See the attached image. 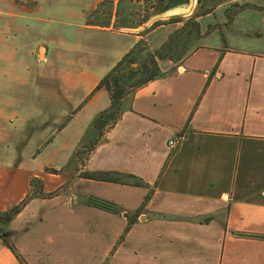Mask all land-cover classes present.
Instances as JSON below:
<instances>
[{"label":"crops","instance_id":"1","mask_svg":"<svg viewBox=\"0 0 264 264\" xmlns=\"http://www.w3.org/2000/svg\"><path fill=\"white\" fill-rule=\"evenodd\" d=\"M103 1L0 0V211L33 177L60 190L24 207L11 240L28 264H264V46L215 30L164 61L81 160L111 105L99 83L139 40L156 50L174 30L88 24ZM106 171L145 184L87 175ZM0 264H22L1 238Z\"/></svg>","mask_w":264,"mask_h":264},{"label":"trees","instance_id":"2","mask_svg":"<svg viewBox=\"0 0 264 264\" xmlns=\"http://www.w3.org/2000/svg\"><path fill=\"white\" fill-rule=\"evenodd\" d=\"M175 1L180 0H160L163 5L159 10L163 11L167 9L172 6ZM223 1L225 0H215V3L221 4ZM114 6L115 3L111 0H106L100 3L98 8L89 15L88 24L102 27H119L117 24L118 20L115 22L113 21ZM249 6L250 5H247L246 7ZM204 7L205 6L202 4L199 12L186 21H184L183 16H174L168 19L155 21L152 27L160 25L162 22L166 21L184 23L181 27L173 31L162 46L156 50L149 49L147 40H139L102 79L95 91L105 87L110 93L111 105L95 117L93 128L98 135L90 145L84 146L79 150L78 155L81 160H83V156H88L96 146L101 143L105 135L121 119L125 111L126 99L149 82L166 74L162 69V63L164 61L172 60L176 63L182 61L195 49L197 43L215 30L216 27L214 26H210L207 31L204 30L203 23L199 18L211 13L209 10H203ZM118 12L119 11L117 10L116 14ZM150 18V14L145 15L142 21L137 25L148 22ZM222 37L225 41L224 34H222ZM47 170L57 172V170L54 169ZM87 175L89 178L102 181L120 182L136 186H143L145 184L144 181L136 175L116 171L94 172L90 174L88 173ZM59 192L60 190L45 192L43 180L40 177H33L31 179V191L27 197L14 207L0 211V238L16 254L22 264L28 263L11 240L9 229L11 222L32 199L36 197H53ZM88 202L96 207L111 211L117 209V206L114 203L97 197H90Z\"/></svg>","mask_w":264,"mask_h":264},{"label":"rangeland","instance_id":"3","mask_svg":"<svg viewBox=\"0 0 264 264\" xmlns=\"http://www.w3.org/2000/svg\"><path fill=\"white\" fill-rule=\"evenodd\" d=\"M185 1L186 0L175 1L172 5ZM202 4L205 6L203 10L211 11L207 16L199 18L204 25L205 31H207L210 26H214L216 27L215 30H219L224 36L227 34L231 40L235 39L239 41L241 44L239 46L242 48L249 50L263 48L264 0H225L221 4H216L215 0H195V7L198 9L197 13ZM162 5L160 0H120L118 5L114 6L113 21L115 22L118 20L117 24L119 27L137 31L143 35L148 34L160 25H171L174 28L173 31H175L177 28L181 27L184 22L175 23L166 21L154 27H152L154 22L152 24H147L148 22H146L137 25L142 21L145 15L150 14V17H152L156 13L161 12L159 9ZM247 5L250 6L246 7ZM117 10L119 14H116ZM195 14L196 13L193 12L183 15L184 21ZM154 38L157 40L159 34H154V36L151 37V41H153ZM257 38L260 39L257 40ZM253 40L257 41L253 43L251 42ZM152 44H149V49H152Z\"/></svg>","mask_w":264,"mask_h":264},{"label":"water","instance_id":"4","mask_svg":"<svg viewBox=\"0 0 264 264\" xmlns=\"http://www.w3.org/2000/svg\"><path fill=\"white\" fill-rule=\"evenodd\" d=\"M198 9L195 7V0H186L185 2L174 4L167 9L156 13L153 15L147 24H152L153 22L170 18L174 16H183L191 13H197Z\"/></svg>","mask_w":264,"mask_h":264},{"label":"built area","instance_id":"5","mask_svg":"<svg viewBox=\"0 0 264 264\" xmlns=\"http://www.w3.org/2000/svg\"><path fill=\"white\" fill-rule=\"evenodd\" d=\"M181 141H182V137L172 138L170 140V145L172 146L173 149H177L180 146Z\"/></svg>","mask_w":264,"mask_h":264}]
</instances>
